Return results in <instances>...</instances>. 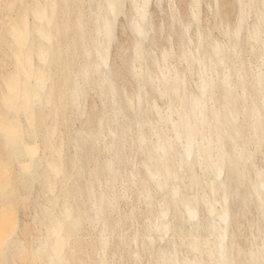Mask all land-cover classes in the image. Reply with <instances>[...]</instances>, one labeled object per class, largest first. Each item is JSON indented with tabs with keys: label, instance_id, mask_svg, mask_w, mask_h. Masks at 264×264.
I'll list each match as a JSON object with an SVG mask.
<instances>
[{
	"label": "bare ground",
	"instance_id": "bare-ground-1",
	"mask_svg": "<svg viewBox=\"0 0 264 264\" xmlns=\"http://www.w3.org/2000/svg\"><path fill=\"white\" fill-rule=\"evenodd\" d=\"M169 1L175 8L169 7L166 18L157 22L151 0H118L123 8L112 39L98 48V29L110 15L107 5L117 0H0V200L6 241L17 227L9 197L34 178L43 187L30 190L37 233L11 241L10 264H154L171 259L219 264L221 246L229 257L240 258V248L246 247L259 259L264 179L256 164L259 139L251 137L250 125L259 107L251 69L256 66L258 77L260 43L258 38L249 43L245 33L237 56L229 32L235 31L241 4L258 5L259 0ZM143 2L152 34L137 62L134 5ZM203 3L215 6L211 18L213 29L222 31L221 40L209 24H201ZM4 4L16 7L6 10ZM194 5L199 20L193 23L194 33L185 35L173 16L192 22ZM164 32L170 48L157 55ZM186 51L196 52L195 57ZM102 58L107 64L98 70ZM196 72L194 87L189 76ZM160 99H167L166 110L160 109ZM68 110L81 125L69 135L72 146L67 148L58 123L68 122ZM122 110L131 115L125 119ZM193 131L197 144L190 149ZM197 168L213 177L202 180ZM131 189L139 210L116 215L117 204ZM140 216L145 228L131 231ZM243 229L249 244L238 239ZM166 237L164 245L155 247ZM182 247L193 253L190 259L180 257Z\"/></svg>",
	"mask_w": 264,
	"mask_h": 264
},
{
	"label": "snow or ice",
	"instance_id": "snow-or-ice-1",
	"mask_svg": "<svg viewBox=\"0 0 264 264\" xmlns=\"http://www.w3.org/2000/svg\"><path fill=\"white\" fill-rule=\"evenodd\" d=\"M3 7L7 9L15 8L16 5L4 4ZM56 6L53 5V8ZM71 7V6H69ZM110 9L109 18L103 21V24L98 29V39L97 46L98 48H103L106 43L110 42L112 39L113 32V23L117 16L119 15V10L123 8V5L118 2L110 3L107 5ZM136 9V18L133 21V28L137 34V43L135 49V56L137 62L143 60L145 56V42L146 38L151 33L150 27V17L148 13V4L146 2L136 3L134 5ZM170 7L175 8V5H170ZM198 5H194L192 22L185 23L183 19L173 16V24L179 23L185 35H190L193 23L198 22L199 17L196 9ZM258 8V14L256 9ZM241 15L239 21L235 25V31L232 32L231 28L229 29L230 34L236 42V47L232 49L237 56L241 53V45L246 38L249 43L254 42L257 38L260 43V55H259V68H258V77L256 76L257 68L255 65H252V74H253V84H252V94L253 97L256 96L258 91L259 94V107L258 112L253 115L252 124L250 125V135L254 139H259L261 153L264 154V0H259V4L252 3H242L241 4ZM52 23H55V17L53 16ZM185 55H192L195 57L196 52H185ZM223 63V62H222ZM107 61L103 58L100 63L97 65L98 70L105 67ZM203 67V65H202ZM206 70V69H205ZM240 78L243 79V75H240ZM230 78L226 76V80ZM229 86L230 83H229ZM135 103V96L129 98V104ZM121 116H124L125 119L131 115L128 113L125 115V111L120 112ZM197 144V134L193 131L190 134V149H194ZM261 177L264 179V166L261 168ZM252 247L253 249L257 247L255 238L253 239ZM258 248H259V259H255V252L249 253V250L246 247H241L239 251L240 258L229 257L224 251L223 246H221L220 253L221 259L219 264H264V183L261 185V195H260V208H259V238H258ZM251 255L253 258H245L248 255ZM139 264V262H138ZM154 264H189V262H181L178 259L163 260L154 262Z\"/></svg>",
	"mask_w": 264,
	"mask_h": 264
},
{
	"label": "rangeland",
	"instance_id": "rangeland-1",
	"mask_svg": "<svg viewBox=\"0 0 264 264\" xmlns=\"http://www.w3.org/2000/svg\"><path fill=\"white\" fill-rule=\"evenodd\" d=\"M153 3H151L150 2V7H151V11H153L155 14H153V12H151V15L155 18V20L157 21V22H160L164 17L166 18V14H169V10H170V5H172V3L168 0H162L161 1V5L159 6L158 5V3H157V0H151ZM157 3V4H156ZM156 4V5H155ZM169 4V5H168ZM204 5H206V8L204 7ZM168 6V7H167ZM149 7V8H150ZM159 7H161V8H159ZM203 7H204V9H203ZM213 7H214V9H213ZM164 8V9H163ZM201 10H200V12H203L204 14H202L201 13V17H203V18H201V24L203 23V25H206V24H209L210 26V28H211V32L214 34L213 36H215V38L216 39H219V38H223L222 37V31H221V33H220V30H218V29H220V28H216V29H213V28H215L214 27V25L216 24L215 22H214V20H212V18H213V14L212 13H214V11H215V6H213V5H211V8L212 9H210V7H207V4H204L203 3V6H201ZM209 8V9H208ZM206 9H208V11H210V14H209V12H208V14H206L207 12V10ZM159 10V11H158ZM163 10V11H162ZM166 10H168V11H166ZM203 10V11H202ZM213 10V11H212ZM156 11V12H155ZM160 11H162L161 13H159ZM166 11V12H165ZM162 13H164V14H162ZM158 14V15H157ZM161 14V15H160ZM157 15V16H156ZM159 15H160V17H159ZM203 15V16H202ZM206 15V16H205ZM210 15V16H209ZM20 16V15H19ZM204 16H205V18H204ZM157 17H159V18H157ZM208 17H209V19H208ZM212 17V18H211ZM159 19H160V21H159ZM211 19V20H210ZM203 21H205V22H203ZM212 22V23H210V22ZM213 22H214V24H213ZM206 23V24H205ZM212 24H213V26H212ZM194 29V28H193ZM192 29V33H194V30ZM222 30V29H221ZM216 31V32H215ZM152 34V33H151ZM165 34H167L166 32H164V34H163V36H161V38H160V44H159V47H157V48H155V54H157V55H160V52L163 50V48L165 49H169L170 48V46H168V44L170 45V43L167 41V43L168 44H166V38L168 37V35L166 36ZM217 34H219V36L217 35ZM165 35V36H164ZM218 38H217V37ZM163 37H164V39H163ZM193 37H194V39H195V36L193 35ZM162 40L164 41V44H163V42H162ZM219 40H221V39H219ZM165 46V47H164ZM167 47H169V48H167ZM113 49H115L114 47L112 48V51H115V50H113ZM159 49V50H158ZM157 50H158V52H157ZM157 52V53H156ZM247 55H248V53H247ZM250 58H252V57H250ZM174 58H171L170 59V61H172V62H174V60H173ZM186 64H182V65H180V67L182 68V66H184V68H186L187 67V65L185 66ZM195 72V71H194ZM192 75H194V76H192ZM198 75L197 74V72L196 73H193V74H191L190 76H189V80H190V83H192L193 84V82H194V87H195V85H196V82L198 81V78L197 77H199V76H196ZM192 76V77H191ZM196 78V79H195ZM196 80V81H195ZM191 84V85H192ZM193 85H192V87H193ZM193 87V88H194ZM94 97H90L89 98V105H90V107L92 108V103H93V99ZM161 100L163 101V102H161ZM167 102V99H160V101H159V105H160V107H161V105L162 104H164L160 109L161 110H166L167 108L165 107V106H167L166 103ZM166 103V104H165ZM69 111V110H68ZM67 118H68V122L66 121V122H64V121H62V120H60L59 121V123H58V129H59V131H60V135L62 136V138H64V140H65V143H66V146H67V148H68V146H72L71 144H68V141H69V135L71 134V133H73V131H74V129L76 128V127H78V126H80L81 125V121L79 120V119H77V118H74V116H73V114H71L70 113V111H69V113H68V116H66ZM42 131H43V129H42ZM42 131L38 134L39 135V137L41 138V133H42ZM134 154H135V152H134ZM133 154V152H131V155L133 156L134 155ZM258 156H257V160H256V164L257 165H260L259 167H261L262 168V166H264V159L262 158L263 157V154H261V152H258V154H257ZM136 156V155H135ZM134 156V157H135ZM133 157V158H134ZM258 157H259V159H258ZM261 157V158H260ZM137 158V160H138V158L139 157H135L134 159H136ZM261 159H262V163H261ZM259 163V164H258ZM262 164V165H261ZM45 169L46 170H48L47 169V167H45ZM46 170H44V171H46ZM198 170V171H197ZM196 173L199 175L200 174V178L202 179V180H204V181H208V180H210L213 176L210 174V173H207L206 175H202L201 174V170L199 169V168H197L196 169ZM208 175H209V177H208ZM204 178V179H203ZM27 182H29L28 183V185H29V187L27 188V187H25V186H21V185H19V190H18V192L15 194V195H12L11 197H9V199L7 200L8 201V203H9V205H12V207H13V210H11L12 211V217L14 218V219H16L17 220V227L12 231V233H11V236H10V238H9V240L8 241H6V239L8 238H6L5 237V235L3 234L4 232H5V229H6V226H5V217H4V214H3V209H4V203L1 201L2 199H3V193L0 191V264H10L9 262V259H7L6 258V256H7V253H9V247L11 246V241H13L16 237H18V236H22L23 238H26V239H28V238H32L36 233H37V229L38 228H36L37 227V224L34 222V221H32V210H31V205H32V196H33V193L35 192V190L37 191V190H39L40 188H43L42 187V182L40 181V179H38V178H34L33 180H30V181H27ZM60 184H62V182L60 181L59 182ZM16 185H17V182H16ZM61 188V187H60ZM32 189V190H31ZM33 192V193H31V191ZM129 192H131V193H129ZM132 189L130 190V191H128V193L127 194H130L129 196L131 197V198H129V196L127 195V198H125V199H122L119 203L121 204V206L123 207V208H121V206L119 205V203L117 204V208H118V206H119V208H118V210H117V214L116 215H119V214H129L130 212H129V209H131V208H135V210H139V208H140V204H137V203H140V202H137V201H135V200H133L134 198H133V196H132ZM187 193H189L190 195L192 194V191L190 192V191H187ZM157 196H159V195H157ZM211 196H213V195H210L209 197H211ZM214 197L216 198V196H213L211 199H214ZM131 199V200H130ZM123 200H124V202H123ZM132 200H133V203H132ZM123 202V203H122ZM126 202V204H125V206H123L124 205V203ZM130 203V205L131 204H133L134 206H130L129 205V203ZM135 203H136V205H135ZM128 204V205H127ZM136 206V207H135ZM139 208H138V207ZM220 205L219 204H217V207L220 209V207H219ZM129 207V208H128ZM120 208H121V210L123 211V209H124V211L126 212H122L121 210H120ZM128 209V210H127ZM120 210V211H119ZM132 210V209H131ZM128 211V212H127ZM118 212H120L119 214H118ZM122 212V213H121ZM145 218H144V216H140L138 219H136L137 220V222H135L136 220H134L133 221V224H132V227H131V225H128L127 227H123L124 229H121V230H123L124 232L125 231H127V228L130 226L131 228H130V230L131 231H135V230H140L141 231V229H142V227H143V229L145 228V220H144ZM144 221V224L143 223H141V221ZM134 223H137V225H135ZM36 224V225H35ZM142 224V225H141ZM21 225H25L26 226V228H27V231L25 232V233H23V231H22V228L20 227ZM138 225H140V226H138ZM135 227H137V228H135ZM139 227V228H138ZM133 228V229H132ZM141 228V229H140ZM122 231V232H123ZM243 231H244V229H243ZM123 232V233H124ZM85 233L88 235V231H85ZM123 233H121L120 232V235H122ZM85 234V235H86ZM85 236V237H89V235L88 236ZM248 235H247V233H246V231H244L242 234H241V236L240 237H238V239H239V241L243 244V243H247L248 242ZM166 239H167V237L165 238V240H164V242H163V240H161L162 241V243H161V241L160 240H158L156 243H155V247H158V246H160V245H164L165 244V242H166ZM160 241V243H158ZM248 244H249V242H248ZM121 248V247H120ZM185 247H182V249H181V252H180V257H182V255H183V258H191L192 256H193V253L192 252H190L188 249H184ZM186 250V251H185ZM188 253V254H187ZM185 254V255H184ZM188 256V257H187ZM145 263V262H144ZM143 263V264H144Z\"/></svg>",
	"mask_w": 264,
	"mask_h": 264
}]
</instances>
